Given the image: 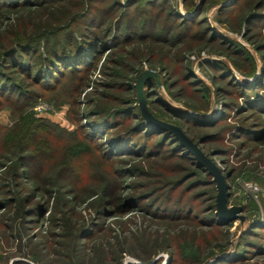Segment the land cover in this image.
I'll use <instances>...</instances> for the list:
<instances>
[{"label": "rangeland", "instance_id": "obj_1", "mask_svg": "<svg viewBox=\"0 0 264 264\" xmlns=\"http://www.w3.org/2000/svg\"><path fill=\"white\" fill-rule=\"evenodd\" d=\"M113 1L104 0L103 9ZM120 1L127 3V0ZM169 1L172 8L184 17H195L205 7L201 17L207 19L206 24L218 34L239 43L254 58L255 75H245L232 60L240 59L241 65L248 67L250 64L243 61L242 56L228 57V50L219 47L218 42L210 43L206 38L191 40L187 31L183 42L172 53L158 44L160 48L155 60L142 62L140 72L148 68L160 73L163 61L171 60L168 72L175 75L170 82L178 81L174 88L169 86L170 82L164 85V74L160 73L162 86L156 83L151 86L153 100L160 99L192 120L210 123L224 113L226 102L244 101L239 90L227 85L229 81L253 86L263 75L264 50L260 51L257 45L264 44V2L240 0L228 10L227 15L235 18L246 16L251 11L262 17L251 26L241 21L238 29L233 31L220 22L218 12L236 0H207L205 4L202 0ZM255 3L261 4L260 8H254ZM68 9L70 14L76 11L71 7ZM190 9L194 11L190 12ZM3 11L6 14L0 16V65L3 68L0 79V264H14L16 261L27 264H117L119 257V264H152L158 259L157 264H193L190 257L176 250L195 236L193 229L185 235L183 233L190 229L186 226L190 224L164 219L158 213L154 216L152 213L155 211L149 210V214L147 210H157V207L169 209L180 194L184 199H190L201 192L207 194L196 197L198 199L192 205L196 206V211L202 205L207 209L209 202L204 201L209 197L208 190H217L213 176L208 178L214 183L212 186H205L201 181V185L190 192L187 189L192 180L183 183L172 192L173 198L168 205L169 184L187 172L185 167L194 169L190 160L169 158V149L176 146L173 138L161 149L159 156L127 155L108 160L111 148L122 139L124 129L134 127L140 119L136 110L128 119L120 115L105 117L103 114H109L113 109L139 107L136 100L124 103L125 100L137 99L135 82L140 73H132L125 65L137 66V58L150 56L153 50V44H149L151 41L135 40L106 52L97 60L95 67L84 71L86 77L80 84L69 76L60 83L50 84L47 76L40 82L30 77L25 68H15L10 57L3 60L1 56L11 43L36 39L44 30L61 27L65 24L62 13L67 10L61 13L54 11L53 17H50L52 12L47 7L13 9L8 6ZM227 15L222 19L227 20ZM39 50L46 56L42 44ZM113 60L123 62V65L115 64ZM218 64L226 69L218 67ZM188 68L197 85H191L190 79L184 78ZM223 71L230 74L228 80L216 81L214 77H219ZM11 79L15 81V87L10 89L12 91L5 90L2 82L7 83ZM127 82L134 86L130 92ZM182 86L186 87L183 96L175 97ZM217 86L226 93L233 92L217 98ZM205 88L209 89L208 102L202 93L197 92ZM206 102L205 112L190 108L191 105L205 106ZM152 108L163 118H159L161 120L169 123L181 121L194 137L227 127L221 136L208 143L197 144L228 176L229 205L244 207L245 220L237 219L223 227L224 231L228 230L226 236L208 234V228L200 226L202 233L198 234L201 238L198 241L203 243L204 250L208 246L212 252L201 264L207 261L212 264L216 259L232 260L238 251H244L245 258L229 264H264V142L239 131L256 121L248 117L251 110L241 114L235 108L225 110L228 118L217 127H205L185 121L168 111L162 103L152 105ZM135 136L137 140L139 136L140 142L147 143L149 149L155 148L159 139L158 135L147 137L143 132ZM79 149L85 151L78 153ZM126 169L136 170L131 174L125 173ZM202 176H206L203 171ZM250 184L257 186L259 191L254 193ZM128 197L142 199L136 203L134 200L129 207L123 208ZM214 212L216 215V210ZM255 225L262 227L255 230L257 235H249V243H246L245 236ZM87 227L91 229L84 233L90 232V236L84 244H79L78 236ZM192 228L195 229L194 226ZM167 242L175 246L173 250L177 254L173 263L170 252L161 247ZM218 246H226L225 251L220 253ZM259 246L262 248H257ZM145 258L151 261L144 262Z\"/></svg>", "mask_w": 264, "mask_h": 264}, {"label": "trees", "instance_id": "obj_2", "mask_svg": "<svg viewBox=\"0 0 264 264\" xmlns=\"http://www.w3.org/2000/svg\"><path fill=\"white\" fill-rule=\"evenodd\" d=\"M207 0H202L205 4ZM217 2H224L226 0H216ZM237 1V2H236ZM231 5L221 7L219 13L220 22L226 24L230 27L233 31L238 29V24L241 21L246 22L248 26L253 25L256 23L258 17L256 14H253V11L249 12L246 16H239L235 18L234 15H227L240 0H236ZM261 1V0H260ZM264 0H262V3ZM104 0H0V16L5 15L2 9L5 7H13L22 8L27 6H34V7H47V10L50 13V17L54 16L55 13H61L62 11L66 12L62 13L63 17H65V24H62L61 27H58L56 30H44L40 33L36 39H29L22 42H14L8 45L5 51L2 54V58L10 57L12 63L15 65V68L22 67L25 68L28 72L30 77H34L36 81L43 82L42 80L45 79L47 76L48 82L51 83H60L61 80L70 77V79L78 80V84L84 80L86 77L84 71L90 68L95 67L97 64V60H99L106 52H110L113 49H117L119 47L124 46L132 41H151L149 44H153V50L150 56L143 57V59H136V65H125L129 71L135 74L140 72V65L142 62L151 63L155 60L157 56V51L159 50V45L162 44L168 49L169 53H172L174 48L183 42V39L186 37L184 34L185 32L189 31V36L191 40L194 38L198 39H205L210 43L216 42L219 43V47H224L228 50L227 54L228 57L234 56H242L241 59L243 61L248 62L250 65L248 67H244L241 65L240 59L233 58V62L242 69V72L247 75H253L255 72V61L254 58L250 54H248L245 49L239 45V43L235 42L234 40L222 36L215 32L209 25L206 24L207 19L202 18L201 15L205 13L206 8H203V12L195 17H184L176 12L172 5L170 4L169 0H127L126 4H123L120 0H114L113 2L109 3L105 9H103ZM59 9H55L57 5H59ZM65 4H68L65 6ZM256 4V3H255ZM261 4H256L254 8H260ZM71 7L76 9L73 13H67L68 8ZM118 9H121L118 13ZM59 10V11H58ZM190 9V12H193ZM116 14V15H114ZM227 15L226 19H222L223 16ZM114 16V18H113ZM137 17V18H136ZM113 18V19H112ZM136 18V19H135ZM232 21V22H231ZM67 28V29H66ZM179 29V30H178ZM193 31V33H192ZM251 32V30H249ZM59 32V33H58ZM176 33H178L176 35ZM112 38L108 42L109 37ZM193 38V39H192ZM251 38V37H249ZM252 39V38H251ZM218 42V43H217ZM43 45L46 56L43 53H40V46ZM257 48L260 51L264 50V44H258ZM219 49V48H217ZM224 51V50H223ZM180 53V52H179ZM28 55V56H27ZM89 56V58H88ZM27 57V58H26ZM264 58V55H263ZM143 60V61H142ZM45 62L44 65H39L42 62ZM171 60L165 59L160 67V73L164 74V85L168 84L175 73L168 72V67L170 66ZM115 64H122L123 62H119L117 60H113ZM218 67L222 69H226L224 65L218 64ZM35 70V73H34ZM189 72L185 74L186 79H190L191 85H197L196 81H193V76H191L190 69L188 68ZM249 71V72H248ZM69 72V74H68ZM255 75V74H254ZM3 77V68L0 65V79ZM230 77V74L227 71H223L219 77H214L216 81L221 80H228L227 78ZM127 76H125V79ZM131 79V81H133ZM12 81V83H11ZM54 81V82H53ZM128 81V79H127ZM2 82V81H1ZM48 82L45 81L47 84ZM178 81L170 82L169 86L174 88L177 85ZM14 80H9L7 83L4 81L2 85L5 90L12 91L15 87ZM126 85L127 90L134 89V86L130 85L127 82ZM155 84L153 79L148 80L146 83V93H147V103L149 106L150 111L158 118L163 119L155 109L152 108V105L160 104L162 105L173 114L178 115L182 119L184 118L185 121L193 122V124L205 127H217L223 119L228 118V114L225 110H236L238 113H246L250 112L251 114L248 115L250 118L256 119L250 124V127L239 129L241 133L247 134L249 133L250 137L254 139L258 138L259 141L264 142V70L263 75L257 80L253 86L248 85H240L235 84L234 82L229 81L227 83L228 86L239 90V94L241 97H244V101L240 102L236 100L228 101L224 105V113L215 121L210 123H201L196 120H192L191 117L186 115L184 112L172 109L167 103L162 102L160 99L153 100L151 97L153 96L152 85ZM186 87H179L178 91L175 93V97L183 96V92L185 91ZM206 89V90H205ZM198 89V93H202V97L206 99L208 102V93L209 89ZM201 91V92H200ZM233 91L226 93L222 87H216L215 89V96L217 98L223 96L224 94H232ZM10 93V92H9ZM107 97V96H106ZM111 98V97H107ZM137 99H129L125 100L124 103H131L136 102L134 101ZM207 102L205 106L199 105H191L190 108L199 111L205 112L207 111ZM137 113V117L140 119L139 123L132 128L124 129V134L122 135V139L117 141V145H114L111 148L108 157V160L112 161L116 157H123V156H133L137 155L139 157H152V156H159L161 153V149L165 148L168 144L167 142L170 139H174L173 143L176 144L175 147L169 149V158H178V159H185L190 160L192 165H194V169L192 167H185V171H187L184 175L175 179V181L171 182L168 186V193L169 199L173 198L172 192L177 191L178 187H180L183 183L187 182L188 180H192L188 186L190 192L192 189L201 185L200 182H204L205 186H212L214 183L209 181L208 178L212 177L210 174L197 160L194 158L193 154L190 153L185 147H183L179 141L175 138L174 134L167 130L162 129H154L150 127L141 115V111L139 107H127V108H120V109H113L109 114H103L105 117H113L116 118L118 115L123 116L125 119H128L130 116H133L134 112ZM97 112V111H96ZM98 113V112H97ZM250 118V119H251ZM246 120V117L245 119ZM178 126H180L184 132L196 143L199 145L206 142H210L212 139L221 136V132H224L225 129L221 131L215 132H207L206 134L200 137H194L190 135V132L181 124V121H174L172 122ZM229 127V126H228ZM230 129V128H229ZM144 133L145 136H154L158 135L159 139L155 145V148L149 149L147 147V143L140 142L139 136L136 139L135 135H139ZM78 148V147H77ZM85 150H78V153H81ZM224 153V151H220ZM128 158V157H124ZM25 164L21 165L24 166ZM136 170V169H133ZM133 170L126 169V172H130L133 174ZM202 171L206 173V176H202ZM199 178V179H197ZM195 180V181H194ZM209 191V197L204 201V203H208L207 209L205 207H201L199 211H196V206L192 205L193 201H197L198 198L202 197L207 194V192H201L196 196L190 197V199H184L181 194L179 195L177 201L172 202V207L167 209V207H157V210L154 208H148L149 210L155 211L152 213L154 216L155 214H159V217L166 218L173 221H184L188 222L190 225H186L190 227V229H186L183 233L184 235L191 231L192 229L195 232V236L193 239L188 241L185 245H179L176 247V250L182 251V254L191 258V262L193 264H201L208 256L212 254L210 252V247L206 246V250L203 249V243L199 242L198 240L201 238L198 234H201L202 231H199L200 226L203 228H208V234H221L222 236H226L228 234V230H223V227L227 226L228 223L220 221L217 216L215 215L216 210V189L212 188ZM181 193V192H180ZM186 193V192H185ZM231 195V193H230ZM199 198V199H200ZM142 198H132L128 197L125 200V204L123 208L129 207L132 202L135 200L136 203L138 200ZM172 199H170L168 205L170 204ZM203 204V201L201 200ZM207 214V215H206ZM96 226V225H95ZM192 226L195 227L192 228ZM197 226V227H196ZM261 225H255L251 227L250 232H248L245 236L246 243L248 242L249 235H257L255 230L257 228H261ZM89 227L85 228L81 235L78 236L79 244H84L86 238L90 236V232L84 233L89 231ZM197 229V230H196ZM182 233V235H183ZM247 237V239H246ZM210 246V245H209ZM163 250L170 252L169 255L171 256V260L173 263V259L177 254L175 250H173L174 243L167 242L165 246H161ZM220 249V253L225 251L226 246H218ZM257 248H262L259 246ZM245 258L244 251H238L237 255L232 260H225V259H216L212 264H229L232 261H236L238 259ZM120 260V257H119ZM119 260L117 264H119ZM151 261L150 259H143L144 262ZM159 259L156 260L152 264H157ZM14 264H27L25 262L16 261Z\"/></svg>", "mask_w": 264, "mask_h": 264}, {"label": "water", "instance_id": "obj_3", "mask_svg": "<svg viewBox=\"0 0 264 264\" xmlns=\"http://www.w3.org/2000/svg\"><path fill=\"white\" fill-rule=\"evenodd\" d=\"M151 79H153L159 87L162 86L161 74L156 70L148 68H145L138 74L135 82L137 102L144 121L154 128L167 130L174 134L179 143L192 153L198 162L204 166L210 174H212L213 180L217 184L218 191L216 197L217 217L226 223L236 221L237 219L244 221V207L240 205H229L230 186L227 182L228 176L223 174L219 166L210 157L206 156V154L200 149L199 145L194 142L180 126L161 120L150 111L147 103L146 83ZM206 264H208V261Z\"/></svg>", "mask_w": 264, "mask_h": 264}, {"label": "built area", "instance_id": "obj_4", "mask_svg": "<svg viewBox=\"0 0 264 264\" xmlns=\"http://www.w3.org/2000/svg\"><path fill=\"white\" fill-rule=\"evenodd\" d=\"M249 187L254 193H257L259 191V188L253 184H250Z\"/></svg>", "mask_w": 264, "mask_h": 264}]
</instances>
